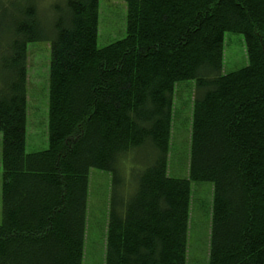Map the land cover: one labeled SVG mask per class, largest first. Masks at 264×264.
Here are the masks:
<instances>
[{"label":"trees","instance_id":"trees-1","mask_svg":"<svg viewBox=\"0 0 264 264\" xmlns=\"http://www.w3.org/2000/svg\"><path fill=\"white\" fill-rule=\"evenodd\" d=\"M38 1L0 0V264L84 263L92 170L113 180L105 264H187L192 182L213 186L209 264H264V0H124L127 36L102 49L100 0L54 3L48 28ZM226 33L249 65L225 75ZM45 41L49 148L27 154L28 48ZM186 81L188 180L168 174Z\"/></svg>","mask_w":264,"mask_h":264},{"label":"rangeland","instance_id":"rangeland-1","mask_svg":"<svg viewBox=\"0 0 264 264\" xmlns=\"http://www.w3.org/2000/svg\"><path fill=\"white\" fill-rule=\"evenodd\" d=\"M64 0H39L42 24L50 27L53 20L52 5ZM127 36V8L124 0H100L98 23V49L125 39ZM249 65L245 37L226 33L224 41L223 73L229 74ZM51 47L49 42L31 44L28 48L27 68V154L49 148ZM196 83L181 82L176 85L173 107L172 142L169 176L189 179V155L193 122ZM3 138L0 133V224L2 222V167ZM143 155L132 156L126 179L131 181L139 171L138 162ZM128 161V160H127ZM125 161V163L127 162ZM135 162V163H134ZM128 163V162H127ZM126 163V164H127ZM112 176L92 170L90 197L87 212L85 256L83 264H105L108 206L112 198ZM213 186L192 182V202L188 232L187 264H209Z\"/></svg>","mask_w":264,"mask_h":264},{"label":"crops","instance_id":"crops-1","mask_svg":"<svg viewBox=\"0 0 264 264\" xmlns=\"http://www.w3.org/2000/svg\"><path fill=\"white\" fill-rule=\"evenodd\" d=\"M90 193L91 191H90V182H89V197H90ZM107 222H108V216H107Z\"/></svg>","mask_w":264,"mask_h":264}]
</instances>
